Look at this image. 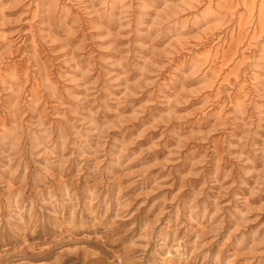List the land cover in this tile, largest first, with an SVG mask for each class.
I'll return each mask as SVG.
<instances>
[{
	"label": "rangeland",
	"instance_id": "1",
	"mask_svg": "<svg viewBox=\"0 0 264 264\" xmlns=\"http://www.w3.org/2000/svg\"><path fill=\"white\" fill-rule=\"evenodd\" d=\"M263 6L0 0V264H264Z\"/></svg>",
	"mask_w": 264,
	"mask_h": 264
},
{
	"label": "bare ground",
	"instance_id": "2",
	"mask_svg": "<svg viewBox=\"0 0 264 264\" xmlns=\"http://www.w3.org/2000/svg\"><path fill=\"white\" fill-rule=\"evenodd\" d=\"M264 7V6H263ZM261 12H262V10H261ZM263 13H264V8H263ZM263 15V14H262ZM255 34V33H254ZM257 35V34H256ZM217 52V51H216ZM216 54V53H215ZM211 55V54H210ZM215 56V55H214Z\"/></svg>",
	"mask_w": 264,
	"mask_h": 264
}]
</instances>
